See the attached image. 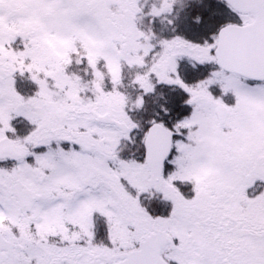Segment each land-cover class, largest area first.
Returning <instances> with one entry per match:
<instances>
[{"label": "snow or ice", "instance_id": "snow-or-ice-1", "mask_svg": "<svg viewBox=\"0 0 264 264\" xmlns=\"http://www.w3.org/2000/svg\"><path fill=\"white\" fill-rule=\"evenodd\" d=\"M0 264H264V0H0Z\"/></svg>", "mask_w": 264, "mask_h": 264}]
</instances>
